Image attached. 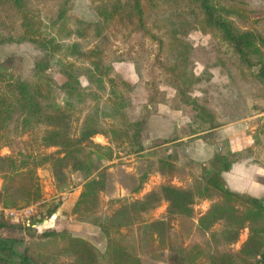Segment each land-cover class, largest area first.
<instances>
[{"label":"trees","instance_id":"trees-1","mask_svg":"<svg viewBox=\"0 0 264 264\" xmlns=\"http://www.w3.org/2000/svg\"><path fill=\"white\" fill-rule=\"evenodd\" d=\"M76 2L0 0V45L31 42L42 54L27 77L0 69V148L11 151L10 162L0 157V205L17 208L45 201L38 170L46 164L61 193L77 173L82 190L73 212L78 221L103 231L106 248L66 228L24 236L21 232L51 218L62 203L46 201L40 203V219L17 226L20 236L0 241V264H143V257L160 260L164 252L173 254L176 264H264V198L231 191L223 177L237 162L259 161L264 115L252 146L232 151L227 141L193 170L174 145L171 153L157 158V171L166 179L159 189L143 198H114L107 207L101 200L108 178L103 161L116 158V148L122 146L125 154L145 150L141 139L147 115L164 101L163 87L173 88L180 103L191 108L198 131L223 125L207 101L195 96L204 77L192 60L193 33L213 34L216 49L230 58L240 77L264 91L262 20L253 19L254 10L240 0H89L93 18L79 15ZM116 26L124 29L127 42L134 35L150 39V46L137 47V57L132 52L126 57L139 69L137 83L113 75L114 63L123 60L110 45ZM220 64L225 66L223 59ZM146 92L138 115L131 118L127 106L135 94ZM97 134L109 145L94 142ZM26 135L29 142L23 140ZM165 143L157 139L152 146ZM175 178L182 184H174ZM204 201L211 205L197 215L195 205ZM164 202L165 215L155 219V209ZM8 223L0 217V229ZM245 228L248 239L234 249ZM16 244L24 245L19 254Z\"/></svg>","mask_w":264,"mask_h":264},{"label":"rangeland","instance_id":"rangeland-1","mask_svg":"<svg viewBox=\"0 0 264 264\" xmlns=\"http://www.w3.org/2000/svg\"><path fill=\"white\" fill-rule=\"evenodd\" d=\"M240 1L242 4L244 1L246 6L254 10L251 17L253 19L257 18L262 20L261 24L264 25V0ZM75 7V11L79 15L87 18H93L92 12L89 8V0H77ZM123 32L124 29L120 28V26H116L111 33V49L116 53V55L123 58L122 61L114 63L113 75L117 78L120 77L137 83L140 79L139 69L137 70L133 58L126 57L130 54V52H132V56L137 57V47L139 45H144L146 47L150 46V39L143 40L140 35H134L130 41L127 42L122 36ZM191 40L195 45V51L192 54L195 71L197 74L204 77L203 81L198 84L195 96L199 97L202 101L206 100L208 105L218 113V118L221 122L222 118L234 120L247 117V113L250 112L249 107H252L253 105L254 107H257L259 111L264 109L263 88L255 82L247 81L240 77L238 70L234 67L230 58L216 49V38L213 34L196 32L191 35ZM153 47L156 48V45H153ZM152 51L154 52V49ZM41 55V52L35 49L31 42L0 45V69L5 71L14 70L22 77H27L31 73L34 62L39 59ZM152 58H154V54L151 55V59ZM222 59L224 60L225 66L220 64ZM215 63H218V65L213 66L212 64ZM146 71L147 69L143 70L142 73L145 74ZM52 73L59 81H62L57 68H54ZM207 73L211 74V79L209 81L205 79ZM163 89L166 90L165 99L163 102L157 103L156 108L148 113L147 121L149 114H157L160 105H163V103L168 104L171 107H175L174 109L182 107L173 88L166 86L163 87ZM146 94L148 93L135 94L133 100L127 106V110L131 118H135L138 115V106L145 102ZM232 101H234V105L232 104ZM260 121L261 117L257 122L260 123ZM260 126L258 128H260ZM23 140L25 142H29L30 137L26 135ZM93 140L94 142L102 145H109L108 139L104 135L101 136V134L95 135ZM153 141H149L148 130L146 134L144 131L141 142L143 145L145 143V150L156 148V150L158 149L160 153L162 151L159 148L161 145L153 147ZM125 148V146L116 148L117 157L113 160H104L102 163L103 166L108 167L107 184L105 189L101 192V200L105 207H107L109 202L114 198H143L146 195L143 193L148 185L153 187L152 190H157L159 189L161 183L164 182L158 176L157 158L165 155H159L156 151L154 159L145 164L143 162H136V160H132L136 157V155L125 154ZM52 150L53 149H50L49 151ZM143 152L139 155H142ZM2 153L9 154V156L4 157ZM0 157L10 162L11 159L8 158H11V151L6 147L0 148ZM38 174L43 186L45 201L29 206L11 208L17 210L30 208V210L28 215L22 214L20 216L22 220L19 222L7 219L9 222L8 224H11V226L0 229V241L6 240V242H8V239H14L20 236L21 233L27 237L29 233L34 230L41 233L51 227L56 229L66 228L69 229L73 235L89 240L101 250H105L107 241L103 231L97 226L78 221L75 213L73 212V208L82 190V178L80 175L73 173L70 177L71 184L69 188L65 192L61 193L56 189L50 164H46L40 168L38 170ZM172 182L176 185L182 184L177 180H173ZM116 183L120 184L119 189H117ZM137 188L139 189L136 191ZM61 199V206L55 215L51 218L45 219L42 223L35 224V229L31 228L28 231L20 233L17 226L24 227L29 225L30 221L35 222L41 218L40 212L42 204L40 203L46 201H58ZM164 204L165 202L155 209L153 213L155 219H160L165 215L166 211ZM208 207L210 206L205 201L196 204L195 209L197 215L204 214L206 210L209 209ZM248 235L249 229H243L238 240L232 245V247L234 249H239L248 239ZM3 242L5 243V241H2V243ZM9 243L11 244V241H9ZM23 248V244L14 245V250L18 252V254L22 252ZM143 264L176 263L174 261L173 254L164 252L160 260L147 256L143 257Z\"/></svg>","mask_w":264,"mask_h":264},{"label":"crops","instance_id":"crops-1","mask_svg":"<svg viewBox=\"0 0 264 264\" xmlns=\"http://www.w3.org/2000/svg\"><path fill=\"white\" fill-rule=\"evenodd\" d=\"M232 104L234 105V101H232ZM181 105L182 107L174 109L175 107L163 103V105H160L157 114H149L144 129L145 134L148 130L149 141L163 139L167 140L168 143L159 147L162 150L160 153L156 148L146 149L142 155H136L132 160L146 164L154 159L156 151L157 154L166 156L172 152L174 145H178L179 154L183 162L189 168L197 170L201 164L208 163L214 153L217 150H221L223 144L227 141L232 151L242 150L251 146L254 142L253 134L261 123V121L260 123L257 121L264 115V109L259 111L253 105L252 107L250 106L251 108L249 107L250 112L247 113V117L234 120L222 118L223 125L200 132L197 129L199 123H192L191 108L185 104ZM258 160L248 159L235 163L230 171L223 174L226 187L234 192L247 193L263 199L264 150ZM158 176L162 181L166 180L159 174ZM173 180L179 181L177 178ZM1 184L2 181L0 179V187ZM116 185L117 189H119L120 184L116 183ZM152 189L153 187L148 185L143 194H147ZM205 202L210 206V202ZM164 205L166 211L167 204L165 203Z\"/></svg>","mask_w":264,"mask_h":264},{"label":"built area","instance_id":"built-area-1","mask_svg":"<svg viewBox=\"0 0 264 264\" xmlns=\"http://www.w3.org/2000/svg\"><path fill=\"white\" fill-rule=\"evenodd\" d=\"M30 208H24V209H11V208H5L0 206V216H4L6 219H11L13 221L19 222L22 220L20 216L22 214L29 213Z\"/></svg>","mask_w":264,"mask_h":264}]
</instances>
